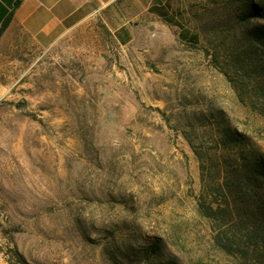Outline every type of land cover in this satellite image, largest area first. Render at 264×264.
Wrapping results in <instances>:
<instances>
[{
  "label": "rangeland",
  "instance_id": "374dc122",
  "mask_svg": "<svg viewBox=\"0 0 264 264\" xmlns=\"http://www.w3.org/2000/svg\"><path fill=\"white\" fill-rule=\"evenodd\" d=\"M252 4L155 0L126 46L93 17L6 49L0 264H264Z\"/></svg>",
  "mask_w": 264,
  "mask_h": 264
},
{
  "label": "crops",
  "instance_id": "0c3cea01",
  "mask_svg": "<svg viewBox=\"0 0 264 264\" xmlns=\"http://www.w3.org/2000/svg\"><path fill=\"white\" fill-rule=\"evenodd\" d=\"M0 0V27L9 13L11 19L0 32V57L24 36L41 49L51 48L62 36L97 17L117 42L129 45L155 0Z\"/></svg>",
  "mask_w": 264,
  "mask_h": 264
},
{
  "label": "trees",
  "instance_id": "16d2710c",
  "mask_svg": "<svg viewBox=\"0 0 264 264\" xmlns=\"http://www.w3.org/2000/svg\"><path fill=\"white\" fill-rule=\"evenodd\" d=\"M14 5H15V7H17L19 5V0H16ZM251 6H252V9L255 11V16L256 17H263V15H264L263 13L264 12L262 10L257 8V6L254 5V4H252ZM10 19H11V13H9L7 15V17L4 19V21H3V23H2V25L0 27V32H2L7 27ZM262 31L264 33V27L262 28ZM256 167H258V169H259V170H257L259 176L264 178V159H262L261 157L257 158L256 159Z\"/></svg>",
  "mask_w": 264,
  "mask_h": 264
}]
</instances>
